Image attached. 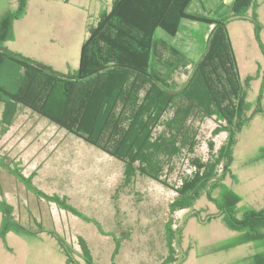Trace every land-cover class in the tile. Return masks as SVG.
Masks as SVG:
<instances>
[{
  "label": "rangeland",
  "instance_id": "obj_1",
  "mask_svg": "<svg viewBox=\"0 0 264 264\" xmlns=\"http://www.w3.org/2000/svg\"><path fill=\"white\" fill-rule=\"evenodd\" d=\"M232 1L192 0L188 10L227 18L232 13ZM112 3L113 0H26L23 15L11 20L12 37L6 46L62 73L71 72L79 67L89 26H96L100 13L109 11ZM252 3L246 16L253 11L257 14L264 44V0H252ZM18 8V0H0V18L5 12L14 14ZM210 28L186 19L175 36L170 37L161 30L158 33L191 62L202 55ZM227 30L244 100L252 107L245 111L251 119L236 135L230 173L224 182L241 196L239 206L261 210L264 209V55L249 20L231 18ZM165 56L166 53L162 57ZM9 64L2 67L0 80L6 85L11 81L14 86L9 85L10 88L15 87V81L14 73L8 72L13 68ZM190 68V64H182L174 72L172 78L177 87L187 79ZM258 102L263 111L252 115V108ZM1 109L0 106V112ZM174 109L170 107L161 121L170 119ZM198 117L196 113L189 117L197 129L195 153L183 152L173 158L169 167H164L163 178L171 185H179L182 177L193 171L189 163L191 156L206 160L211 153L218 152L227 138L226 132L211 137V130L218 124L214 116ZM160 129L158 126L156 131ZM211 138L214 148L210 151L207 141ZM17 164L24 175L32 176L33 185L47 194L67 197V202L89 220L35 197L16 179L7 183L3 170ZM0 189L6 191V197L15 206L12 216L16 221L33 230L35 222L41 221L64 239L74 260L80 264L83 260L78 236L85 239L96 264H158L167 252L164 223L169 217L168 204L176 195L174 189L139 173L125 180L120 160L21 104L11 126L0 135ZM1 194L0 203L5 200ZM24 204L34 220L31 215L20 217ZM172 218L176 237L181 240L178 254L187 249L183 264H247L243 259L256 251L252 243L218 249L220 245H228L237 232L225 226L204 191L192 207L175 211ZM114 238L119 247L112 263ZM5 243L11 250L6 249ZM5 243L0 241V264H65L63 252L50 236L29 235L11 227Z\"/></svg>",
  "mask_w": 264,
  "mask_h": 264
},
{
  "label": "trees",
  "instance_id": "obj_2",
  "mask_svg": "<svg viewBox=\"0 0 264 264\" xmlns=\"http://www.w3.org/2000/svg\"><path fill=\"white\" fill-rule=\"evenodd\" d=\"M191 1L113 0L109 11L100 13L96 26H89L79 67L62 73L6 46L12 37L11 20L25 11L26 0H18V10L14 14L5 12L0 18V71L11 62L13 68L8 72L14 73L15 81V87L9 88L14 86L11 81L6 85L0 80V135L11 126L21 104L120 160L125 180L139 173L174 189L176 195L168 204L169 217L164 223L167 252L158 264L185 261L187 249L178 254L181 240L176 237L172 215L192 207L203 191L225 226L237 232L228 245L218 249L252 243L256 251L243 260L247 264H264V209L239 206L241 196L224 182L230 173L236 135L251 119L245 111L252 107L244 100L227 24L231 18L249 20L264 55L261 23L255 11L246 16L252 0H233L232 13L227 18L191 12ZM186 19L211 26L202 55L191 62L158 33L161 30L175 36ZM182 64H190L191 68L187 79L177 87L172 75ZM262 87L263 83L260 92ZM170 107L175 108L173 116L161 121ZM262 109L258 102L251 114L261 113ZM192 113L198 118L214 116L218 124L211 130V137L226 132L227 138L218 152L206 160L191 156L193 171L182 177L179 185H171L163 178L165 165L169 167L173 158L183 152L195 153L198 144L197 129L189 120ZM158 126L161 129L156 131ZM207 146L210 151L214 148L212 138ZM10 172L37 197L89 220L67 202V197L47 194L33 185L32 176H25L18 166H12ZM0 212V241L4 243L11 227L29 235L42 231L41 227L31 230L16 221L5 200L0 203ZM48 233L63 252L65 264H80L60 235L53 230ZM114 241L112 263L119 247L118 240ZM77 242L83 264H96L85 239L78 236ZM5 246L11 250L6 243Z\"/></svg>",
  "mask_w": 264,
  "mask_h": 264
},
{
  "label": "crops",
  "instance_id": "obj_3",
  "mask_svg": "<svg viewBox=\"0 0 264 264\" xmlns=\"http://www.w3.org/2000/svg\"><path fill=\"white\" fill-rule=\"evenodd\" d=\"M16 166H18V164L16 165ZM3 172H4V176H5V181L8 183V181H12L13 179H16L17 181H19L23 186H24V188L27 190V191H29L30 193H32L35 197H37L32 191H30L29 189H27L26 188V186L20 181V180H18L11 172H10V169L9 170H3ZM25 176H28V175H25ZM5 183V182H4ZM43 191V190H42ZM2 193V194H1ZM0 194L2 195V197H4V198H2V199H5V201L7 202V203H9L11 206H12V208H13V213H14V210H15V206L11 203V201H9V199H8V197H6V191H3L2 189H0ZM37 198H39V197H37ZM49 203H52V202H49ZM22 207H23V210H18L19 211V213H20V217H24V216H29L30 217V215H31V219L32 220H34V218H33V214H32V212L31 211H29V210H27L26 209V204H24V205H22ZM58 208V207H57ZM17 209V208H16ZM60 209V208H59ZM63 210V209H62ZM65 211V210H64ZM25 213V215H24V213ZM67 212V211H66ZM70 213V212H69ZM1 216H2V214H1ZM15 216V215H14ZM16 217V216H15ZM17 219V218H16ZM17 221H19L18 219H17ZM19 223H21L20 221H19ZM24 227H26V228H29V229H31V230H33L34 228H31L30 226H27V225H25L23 222L21 223ZM35 230L37 229V227H41L42 228V231H40V232H38V233H36V234H33V235H45V236H50V237H52L49 233H48V231H50L51 230V228H47V227H45V225L44 224H42V222L41 221H37V222H35ZM54 231V230H53ZM27 234V233H26ZM53 239H54V237H52ZM55 240V239H54ZM56 241V240H55ZM57 243V242H56ZM6 247V246H5ZM7 249V248H6ZM7 250H9V249H7Z\"/></svg>",
  "mask_w": 264,
  "mask_h": 264
}]
</instances>
